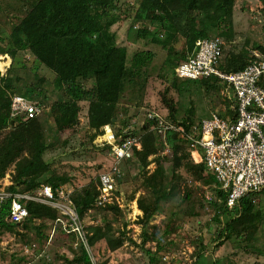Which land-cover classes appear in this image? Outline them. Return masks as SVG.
Listing matches in <instances>:
<instances>
[{
	"label": "rangeland",
	"instance_id": "rangeland-1",
	"mask_svg": "<svg viewBox=\"0 0 264 264\" xmlns=\"http://www.w3.org/2000/svg\"><path fill=\"white\" fill-rule=\"evenodd\" d=\"M113 1L117 6L113 13L121 15L112 27L115 40L127 47L129 59L143 50L154 54L145 68L146 74L138 79V89L127 86L115 105L81 101L76 116L71 117L68 97L54 89L55 74L30 51L21 50L15 58L0 53L3 56L0 58V75L8 76L10 87L18 93L31 90L32 101L41 109L38 121L47 144L43 157L51 175L68 176L69 181L63 186L71 191L72 203L76 192L90 183L97 185L100 173L113 163L107 147L100 145L98 137H94L102 126H112L116 133H134L142 140L145 134L142 127L149 120L150 111L159 114L167 125L189 132L192 125L210 116L211 112L223 111L230 105L223 81L215 86L213 80H184L179 76L180 80L176 79L167 65L170 57H175L177 63L178 58L173 56L175 51L165 49L150 38L137 37L136 31L141 27L154 29L155 26L152 13L144 21L134 20L142 0ZM57 15V11L46 13L45 0H0V46H7L15 25L26 31L30 25L45 30ZM232 27L233 37L222 38V61L235 54L240 62L242 51L247 52L250 60L251 50L261 45L264 35L263 2L235 0ZM210 34L217 36L215 31ZM162 39L159 36V40ZM184 42L181 38L174 45L181 54L185 51ZM85 85L91 87V81ZM111 120L113 124H110ZM159 130L151 126L148 129L157 152L149 156L145 169L137 156L123 161L121 175L116 177L117 191L113 201L105 206L95 204L83 217L77 213L86 244L80 233L71 231L69 215L59 206L48 203L45 205L57 210L56 219H34L28 227L23 225L25 223L15 228L0 227V264H83L73 260L81 255L82 244L88 249L93 264H264V192L254 194V214L240 215L236 209L230 213L239 223L255 229L251 240L232 235L221 242L218 235L222 224L215 221L216 210L210 202L217 194L215 183L212 179L200 178L184 166L198 163L182 131L174 129L179 131L184 147V153H179L183 165L176 168L173 148L165 132ZM9 131L0 132V138ZM199 153L203 154V150L199 149ZM158 167L165 169L163 188L170 191L174 185L175 195L163 198L150 219L142 223L144 214L138 200L141 196H149L144 187L145 174L153 173ZM14 174L15 163L0 177V187L6 183V187H10ZM204 175L207 178L208 175ZM67 202L63 200L61 205ZM90 226L101 227L105 234L94 247L87 241ZM117 244L118 247L112 248Z\"/></svg>",
	"mask_w": 264,
	"mask_h": 264
},
{
	"label": "trees",
	"instance_id": "trees-1",
	"mask_svg": "<svg viewBox=\"0 0 264 264\" xmlns=\"http://www.w3.org/2000/svg\"><path fill=\"white\" fill-rule=\"evenodd\" d=\"M261 1L264 4V0ZM45 2L47 14L55 11L58 13L54 22L45 30L37 25H30L26 31L19 25H15L7 46H0L1 54H9L15 58L21 50L30 51L36 60L55 74L54 89L68 97V113L71 117L76 116L79 110L78 103L81 101L115 105L120 102L127 86L138 89V79L146 74L145 68L154 54L143 50L136 52L129 59L127 47L116 42V33L112 27L120 20L121 15L113 13L117 10L113 0H45ZM234 4L235 0H142L134 20L144 21L147 15L152 13L155 26L154 29L147 26L141 27L136 31V35L139 39L150 38L152 42L161 44L165 49L175 51L173 56L178 58L177 63H175V57H170L167 65L170 73L180 80L177 77V67L189 56L195 54L198 39L211 37L210 33L213 31L221 39L233 37ZM159 36L163 37L161 41ZM181 38L185 41V51L182 54L174 47ZM257 46L262 48L261 45ZM241 54L242 61L239 62L235 54H231L221 62L219 69L225 73L243 69L248 64L249 58L246 51H242ZM204 80L215 81L213 82L215 86L222 81L214 76L201 79V81ZM10 81L8 76L0 75V132L10 129L0 138V177L5 174L9 165L15 163L14 180L7 188L10 192L34 194L43 183H48L54 189L65 185L69 181L68 176L51 175L49 164L44 160L43 154L47 144L43 138L39 117L26 119L24 116L14 118L11 116L13 97L21 94L32 100L30 95L32 91L29 90L25 94L18 93L10 87ZM87 81H91V87L85 85ZM261 83L264 84V79ZM224 85L228 92V85L226 83ZM228 101L232 103L230 98ZM111 123L113 124L112 120ZM185 126L187 127V124ZM142 129L145 131L141 140L142 148L135 149L134 156L142 162L144 170L149 163V156L156 153L157 149L152 146L147 123ZM98 130L94 137L101 135L104 127ZM178 132L174 129L165 131V136L173 148L176 168L183 165L182 155L179 153H184L182 139ZM116 135L125 137L127 133L122 131ZM104 146L110 152V145ZM184 166L190 172L194 171L193 173L200 178L206 181L212 179L216 183L214 176L207 173L204 162L194 166L190 164ZM176 168L172 170L175 171ZM204 173L208 175V179ZM164 178L163 167L156 168L151 174H145L144 187L148 190L149 196H141L138 200L144 214L142 223L150 219L163 198L175 195L174 185L171 186L170 191L163 188ZM118 182H120L119 178ZM98 183L97 185L90 183L72 196L79 216L83 217L96 204L99 196ZM217 192L222 201H211V205L216 210L215 221L222 224L218 235L220 241L230 239L232 235L251 240L255 229L251 230L248 226L239 223L238 219L230 216V213L236 209L240 215L254 214L256 208L254 194L256 193H248L233 208H229L225 202L226 195L220 191ZM186 196H189L188 193ZM26 206L29 216L23 222L25 227H28V223L34 219L54 220L58 217L56 209L43 203L29 201ZM9 211L10 201H6L0 208V227L15 228L19 225L6 220ZM88 230L87 241L91 247L105 238L101 227L90 226ZM116 246L118 247L119 244L112 248ZM73 260L82 261L83 264H93L90 253L83 244L81 255L74 257Z\"/></svg>",
	"mask_w": 264,
	"mask_h": 264
},
{
	"label": "built area",
	"instance_id": "built-area-1",
	"mask_svg": "<svg viewBox=\"0 0 264 264\" xmlns=\"http://www.w3.org/2000/svg\"><path fill=\"white\" fill-rule=\"evenodd\" d=\"M261 46L251 50V58L243 69L225 73L219 69L223 60L224 41L219 36L198 39L195 54L178 65L177 75L184 80L218 77L228 85L226 95L232 103L223 111H214L210 116L202 118L189 132L167 125L155 112L148 113L149 127L158 128L160 132L167 129L182 131L192 155L196 152L200 157L197 163L204 162L207 173L216 180L217 194L214 201H222L217 192L220 191L226 195L225 202L229 208H233L248 193L264 190V84L261 83L264 79V35ZM0 58L3 56L0 55ZM40 113L37 102L21 94L13 97V118L24 116L32 119L39 117ZM97 141L102 146L110 145L113 159L111 167L99 175L96 205L105 206L113 201L117 191L116 177L121 174L120 165L134 157L135 149H141L142 142L137 135L118 137L108 125ZM199 149L203 150V154L199 153ZM70 192L66 186L54 189L49 184L41 185L34 194L10 192L0 187V208L6 201H10L6 220L21 224L29 216L27 202L55 204L69 215L71 231L80 233L86 244L83 226L70 201ZM63 200H68L67 204L61 205Z\"/></svg>",
	"mask_w": 264,
	"mask_h": 264
},
{
	"label": "bare ground",
	"instance_id": "bare-ground-1",
	"mask_svg": "<svg viewBox=\"0 0 264 264\" xmlns=\"http://www.w3.org/2000/svg\"><path fill=\"white\" fill-rule=\"evenodd\" d=\"M9 64H10V63H9ZM1 69H2V68H1ZM193 156H194V158H195L196 161L200 160V157L198 156V154H197L196 152L193 154Z\"/></svg>",
	"mask_w": 264,
	"mask_h": 264
},
{
	"label": "crops",
	"instance_id": "crops-1",
	"mask_svg": "<svg viewBox=\"0 0 264 264\" xmlns=\"http://www.w3.org/2000/svg\"><path fill=\"white\" fill-rule=\"evenodd\" d=\"M10 184H11V183H10ZM6 186H7V183H6V185H4V188H7Z\"/></svg>",
	"mask_w": 264,
	"mask_h": 264
}]
</instances>
